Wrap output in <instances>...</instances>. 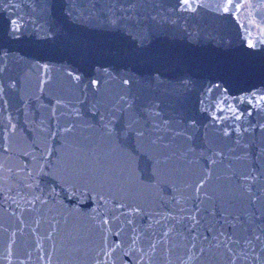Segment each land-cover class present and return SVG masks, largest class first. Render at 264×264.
<instances>
[{"label":"water","instance_id":"obj_1","mask_svg":"<svg viewBox=\"0 0 264 264\" xmlns=\"http://www.w3.org/2000/svg\"><path fill=\"white\" fill-rule=\"evenodd\" d=\"M0 264H264V0H0Z\"/></svg>","mask_w":264,"mask_h":264}]
</instances>
